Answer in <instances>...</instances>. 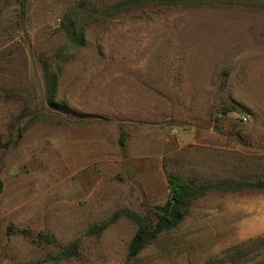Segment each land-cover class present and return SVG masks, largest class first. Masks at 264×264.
Listing matches in <instances>:
<instances>
[{
    "label": "rangeland",
    "instance_id": "rangeland-1",
    "mask_svg": "<svg viewBox=\"0 0 264 264\" xmlns=\"http://www.w3.org/2000/svg\"><path fill=\"white\" fill-rule=\"evenodd\" d=\"M162 2L0 0V264H264V190L192 201L127 259L169 174L264 180V0Z\"/></svg>",
    "mask_w": 264,
    "mask_h": 264
},
{
    "label": "trees",
    "instance_id": "trees-1",
    "mask_svg": "<svg viewBox=\"0 0 264 264\" xmlns=\"http://www.w3.org/2000/svg\"><path fill=\"white\" fill-rule=\"evenodd\" d=\"M160 3H164L158 0ZM169 2H175L177 0H166ZM180 1V0H179ZM187 3H194L195 0H185ZM66 21L69 25V37L72 42L78 47L83 46L81 35L78 34L75 27V22L71 19V16L66 17ZM47 70V68H45ZM47 93L49 95V104L53 105L55 90H56V78L55 76H49L47 78ZM65 107V105H63ZM68 113H73L72 110L67 109ZM23 127L18 132V138L24 133L25 129L29 127ZM119 143L123 146V135L120 136ZM167 185L169 189L168 198L161 206H156L153 210L144 215H130V218L135 223L137 229L133 238L130 240L127 248V259H135L139 253L149 244L153 243L162 233L171 231L179 226L185 219L187 211L192 201L212 192H234L241 190H264V180L253 179H238L222 178L210 181H198L184 180L180 176L175 174H169L167 177ZM3 184L0 180V193L2 191ZM106 226L92 227L88 230L90 234H96L102 231ZM8 234H19L32 243L40 245H53L56 246L57 256L55 261L69 260L76 257L77 243L73 242L67 245H61L57 242L54 236L39 232L33 234L30 230L22 229L16 230L9 228ZM250 244H254L255 240L249 241ZM28 264V263H24Z\"/></svg>",
    "mask_w": 264,
    "mask_h": 264
}]
</instances>
